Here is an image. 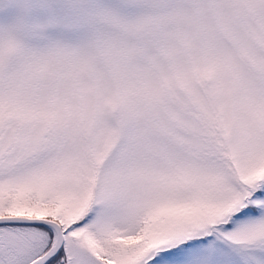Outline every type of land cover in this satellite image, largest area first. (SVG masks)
<instances>
[{"label": "snow or ice", "instance_id": "obj_1", "mask_svg": "<svg viewBox=\"0 0 264 264\" xmlns=\"http://www.w3.org/2000/svg\"><path fill=\"white\" fill-rule=\"evenodd\" d=\"M0 264H264V0H0Z\"/></svg>", "mask_w": 264, "mask_h": 264}]
</instances>
